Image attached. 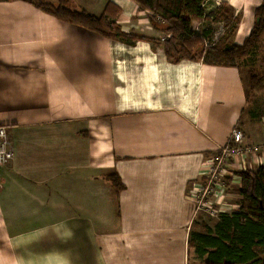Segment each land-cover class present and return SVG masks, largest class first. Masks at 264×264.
I'll use <instances>...</instances> for the list:
<instances>
[{"label": "crops", "instance_id": "0c3cea01", "mask_svg": "<svg viewBox=\"0 0 264 264\" xmlns=\"http://www.w3.org/2000/svg\"><path fill=\"white\" fill-rule=\"evenodd\" d=\"M58 1L0 0V126L14 151L0 167V264H202L188 240L216 221L196 220L193 189L209 160L234 127L242 132L244 150L220 179L218 214L238 208L235 173L264 166V104L254 103L264 84L250 91L248 83L252 72L264 76V34L235 67L173 62L170 34L135 2L61 0L94 16L108 3L132 4L116 19L145 40L127 45L31 4ZM263 3L205 4L237 17L224 43L240 45ZM210 28L191 22L199 33Z\"/></svg>", "mask_w": 264, "mask_h": 264}, {"label": "trees", "instance_id": "16d2710c", "mask_svg": "<svg viewBox=\"0 0 264 264\" xmlns=\"http://www.w3.org/2000/svg\"><path fill=\"white\" fill-rule=\"evenodd\" d=\"M14 1V0H3ZM139 10L148 11L150 23L155 28L170 34L165 42V54L170 61L182 59L202 60L204 64L235 67L237 61L247 55L264 34V3L255 10V22L250 34L240 45H226L225 38L234 32L238 19L219 18L205 4L209 0H132ZM33 6L56 19L78 25L100 36L131 45L136 40H145L117 25L120 9L108 3L100 16L86 11H73L65 7L61 0L57 5L31 2ZM208 20L213 23L224 21L226 31L218 41L204 53L192 55V49L202 46L205 39H211L215 29L207 32L191 30L192 21ZM209 32V34H208ZM249 89L256 91L264 84V76L249 74ZM240 179L236 193L238 208L232 213H219L213 228L205 232H191L188 249L192 250L202 264H264V166L255 171L245 170L235 173ZM107 179L116 191L123 189L118 178L109 175Z\"/></svg>", "mask_w": 264, "mask_h": 264}, {"label": "built area", "instance_id": "2783aa9c", "mask_svg": "<svg viewBox=\"0 0 264 264\" xmlns=\"http://www.w3.org/2000/svg\"><path fill=\"white\" fill-rule=\"evenodd\" d=\"M207 10H210L207 7ZM223 25V24H222ZM226 31L225 25L217 28L212 34L211 39L204 40V48L213 46ZM243 141L242 132L233 128L231 131L228 144L222 147L217 153L209 160L206 170L204 171L205 182L198 185L193 189L196 198V212L203 210L211 217L218 215V208H213L214 203L220 208L223 193L219 181L224 176V166L226 162L230 160L234 155H238L243 152L241 143ZM14 157V151L7 139L5 127L0 126V167L6 165ZM211 198L213 200H211Z\"/></svg>", "mask_w": 264, "mask_h": 264}, {"label": "rangeland", "instance_id": "374dc122", "mask_svg": "<svg viewBox=\"0 0 264 264\" xmlns=\"http://www.w3.org/2000/svg\"><path fill=\"white\" fill-rule=\"evenodd\" d=\"M123 1H131V3H132V0H123ZM128 5L130 6V9H128ZM138 8V7H137ZM120 9V8H119ZM121 10L122 11H128V12H130V13H132V11L134 12V9H132V4H130V3H127V4H124V2H121ZM120 10V11H121ZM121 11V12H122ZM137 12L139 11V9H137L136 10ZM135 11V12H136ZM116 23H117V25H119L120 26V24H118V20H116ZM225 25V23H224V21H219V22H217V23H213L212 24V28L213 29H215V30H217V28H219V27H222L223 25ZM121 27V26H120ZM214 30V31H215ZM203 48H204V46H203ZM254 103H256L258 106H260V105H262V104H264V99L263 98H257L255 101H254ZM226 180V179H225ZM223 182H221V181H219V184H220V186H222L223 184H222ZM223 187V186H222ZM215 206V207H214ZM214 206H213V208H218V205H216V204H214ZM215 219V217H211V216H209L206 212H204L203 210H199L198 212H197V217H196V220H197V225H198V227H201L202 225H205V226H209L211 223H212V220H214ZM194 229H195V227H194ZM197 229V228H196ZM201 229V228H200Z\"/></svg>", "mask_w": 264, "mask_h": 264}]
</instances>
